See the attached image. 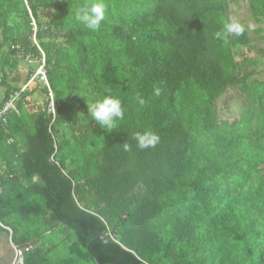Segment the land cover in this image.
<instances>
[{
    "label": "trees",
    "instance_id": "obj_1",
    "mask_svg": "<svg viewBox=\"0 0 264 264\" xmlns=\"http://www.w3.org/2000/svg\"><path fill=\"white\" fill-rule=\"evenodd\" d=\"M246 1L264 23V0ZM89 2L0 0V90L19 91V52L42 51L55 105L33 81L0 119V234L30 247L23 264H264V92L235 56L255 38L214 37L236 0H104L96 32L74 19ZM229 92L252 105L233 124ZM105 96L124 109L110 132L89 110ZM144 131L155 147L137 148Z\"/></svg>",
    "mask_w": 264,
    "mask_h": 264
},
{
    "label": "rangeland",
    "instance_id": "obj_2",
    "mask_svg": "<svg viewBox=\"0 0 264 264\" xmlns=\"http://www.w3.org/2000/svg\"><path fill=\"white\" fill-rule=\"evenodd\" d=\"M51 14H52V10H42L40 12L41 21L42 22L49 21L51 18ZM231 17H235L236 19H238L245 26V28L250 31V35L253 38H255V42L250 44L249 46L236 48L235 56L238 62L243 63L245 65L244 70L246 72L254 71V74L250 80L255 79L259 83H261L260 91L264 92V55L257 52V50L259 49L264 51V33L261 34V37L255 36L253 33V31L256 30L258 27H264V23L260 24L255 20L249 8V3L246 0H236L235 3L231 4ZM4 51H5V48H0V59ZM20 64L25 65L26 66L25 69L20 68L21 70H19L18 68L19 66H18L17 69L8 73L9 74L8 82L12 86L18 88L19 90L23 89L26 86L27 81H28L27 79L28 75L31 73V76H32V74L35 72V70L38 67V64L36 62L29 64L23 61ZM12 94L13 93H11L10 96ZM10 96L7 97L6 99L5 89H1L0 90V103L4 102L3 98L6 99L5 101H8ZM218 105L221 108L224 107V110L228 109L227 112H224L221 114L220 116L221 119L229 121L232 124H233V120H232L233 116H238L240 115L242 111L252 107L250 102L246 100L239 92L227 93L218 102ZM77 114L79 115L80 120L84 119V117L81 115L79 110H77ZM262 174H264V167L262 170ZM94 200L96 201L97 199H94ZM262 235H263V239L262 241H259V245L264 249V230L263 228H262ZM31 244H32V249L34 251L36 249H43V251L47 250L45 246L42 247L41 243H35V244L31 243ZM14 247L15 246L14 244H12L10 237L8 235L0 234L1 264H23V261L20 262L15 259ZM82 264H94V263L89 261V262H85Z\"/></svg>",
    "mask_w": 264,
    "mask_h": 264
},
{
    "label": "clouds",
    "instance_id": "obj_3",
    "mask_svg": "<svg viewBox=\"0 0 264 264\" xmlns=\"http://www.w3.org/2000/svg\"><path fill=\"white\" fill-rule=\"evenodd\" d=\"M106 4L104 0H90L89 3L79 6L75 13L74 19L82 24L86 29L96 32L101 27V22L106 19ZM245 32V26L235 17H229L223 23L220 31L214 33V37L227 43L230 36L239 37ZM161 89L156 87L154 94L159 95ZM135 101L138 105L145 104L144 98L137 94ZM92 118L100 125L101 128L109 132L116 129L117 121L124 118V109L118 98L105 96L90 106ZM132 138L136 141V146L140 150L153 148L159 143V136L152 131L133 133ZM124 151H131V145L123 143Z\"/></svg>",
    "mask_w": 264,
    "mask_h": 264
},
{
    "label": "built area",
    "instance_id": "obj_4",
    "mask_svg": "<svg viewBox=\"0 0 264 264\" xmlns=\"http://www.w3.org/2000/svg\"><path fill=\"white\" fill-rule=\"evenodd\" d=\"M33 27L34 29L36 28L34 21H33ZM33 41L36 44L35 38H33ZM41 55L42 57L38 59L37 57H33L31 54L24 55L21 52L18 53V57L20 59H23L24 62L29 63V64L36 62L38 64V67L35 70V72L32 74V76L28 79L26 86L23 89L19 90L18 92H14L10 96L9 100L6 101L2 105V107L0 108V119L2 121H5V116L10 110L15 109V103H16V100L19 98L20 93L25 91L29 87L31 82L37 81V80H39L40 83H42L47 88L46 110H47V113L52 115L54 119V116H55L54 94L51 88L49 87L46 69H45V63H44V54L42 53V51H41ZM29 249L30 247L24 248V249L14 247L15 259L22 262L24 252Z\"/></svg>",
    "mask_w": 264,
    "mask_h": 264
},
{
    "label": "crops",
    "instance_id": "obj_5",
    "mask_svg": "<svg viewBox=\"0 0 264 264\" xmlns=\"http://www.w3.org/2000/svg\"><path fill=\"white\" fill-rule=\"evenodd\" d=\"M29 66H30V65H29ZM25 67H26L25 65H21V64H19V67H18V68H19V70H21L20 68L25 69ZM8 76H9V74H8Z\"/></svg>",
    "mask_w": 264,
    "mask_h": 264
}]
</instances>
